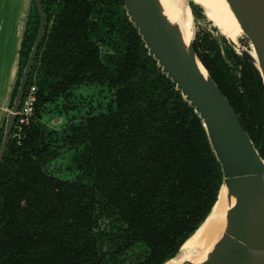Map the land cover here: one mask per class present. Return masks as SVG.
Returning a JSON list of instances; mask_svg holds the SVG:
<instances>
[{
    "label": "trees",
    "instance_id": "1",
    "mask_svg": "<svg viewBox=\"0 0 264 264\" xmlns=\"http://www.w3.org/2000/svg\"><path fill=\"white\" fill-rule=\"evenodd\" d=\"M40 3L45 33L25 89L35 87L34 113L18 137L13 128L0 168V264H165L222 183L202 122L148 54L123 0ZM39 24L31 0L9 110ZM193 47L264 159L259 72L208 30ZM3 132L4 123L0 145Z\"/></svg>",
    "mask_w": 264,
    "mask_h": 264
},
{
    "label": "water",
    "instance_id": "2",
    "mask_svg": "<svg viewBox=\"0 0 264 264\" xmlns=\"http://www.w3.org/2000/svg\"><path fill=\"white\" fill-rule=\"evenodd\" d=\"M32 1L40 18L39 30L13 104L5 117L0 168L45 33L46 17L40 0ZM227 2L241 26L242 36L251 48L248 51L238 45L240 55L255 66L264 87V0ZM123 3L126 15L145 44L148 54L201 120L222 172V183L210 213L182 244L177 255L166 263L183 256L184 244L208 222L211 225V220L216 218L215 210L219 208L223 222L211 258L201 263L205 252L196 250L192 258L181 264H264V159L259 156L228 100L198 59L193 47L194 36L185 49L178 41L176 32L168 27L159 14L155 0H123ZM231 43L236 48L237 42ZM197 63L204 69L205 76L200 73ZM61 122V119H56L51 123L59 126Z\"/></svg>",
    "mask_w": 264,
    "mask_h": 264
},
{
    "label": "bare ground",
    "instance_id": "3",
    "mask_svg": "<svg viewBox=\"0 0 264 264\" xmlns=\"http://www.w3.org/2000/svg\"><path fill=\"white\" fill-rule=\"evenodd\" d=\"M158 6L159 14L165 23L173 32L181 45L187 49L192 39V14L186 5V0H155ZM203 8L205 16L213 22L221 34L235 42L238 37L242 36L241 26L236 16L228 4L227 0H188ZM175 34V33H174ZM255 57L254 52H251ZM200 73L205 76V71L197 63ZM216 218L208 222L205 227L199 230L194 237L190 238L183 247V256L180 259H174L166 264H181L188 260L196 250L205 252L201 263L207 262L211 258L212 250L219 240V230L223 220L221 219V210L216 208Z\"/></svg>",
    "mask_w": 264,
    "mask_h": 264
},
{
    "label": "crops",
    "instance_id": "4",
    "mask_svg": "<svg viewBox=\"0 0 264 264\" xmlns=\"http://www.w3.org/2000/svg\"><path fill=\"white\" fill-rule=\"evenodd\" d=\"M20 1H21L20 2L21 9L15 17V21H14L15 26H13L12 24V29L9 28L10 25L7 26L8 22L2 16L4 14L0 13V49L7 47L10 41L13 40V38L17 40V43L15 45L16 51L14 53L13 59L11 60L7 74L5 75L4 71L0 69L1 71L0 77L3 71V77L1 78H4L3 79L4 91L2 94H0V126L3 123V120H5V117L8 113L10 96L12 93V89L16 80L17 70H18V52L31 3V0H20ZM0 12L2 11L0 10ZM0 54H2V51L0 52Z\"/></svg>",
    "mask_w": 264,
    "mask_h": 264
},
{
    "label": "rangeland",
    "instance_id": "5",
    "mask_svg": "<svg viewBox=\"0 0 264 264\" xmlns=\"http://www.w3.org/2000/svg\"><path fill=\"white\" fill-rule=\"evenodd\" d=\"M20 2H21L20 0H0V10L2 11L0 13L4 14L2 16L8 22L7 26L10 25L9 26L10 29H12V24H13V26H15L14 25L15 17L21 9ZM189 2H191V1L186 0L187 5L189 4ZM204 15H205V13H204ZM13 18H14V20H13ZM205 18H206L205 20H201V19L194 20V19H192L193 36L195 37V34L201 30H208L211 33H213L214 36H216V35L223 36L221 34L220 30L213 25V22L210 21L206 16H205ZM25 25H26V23H25ZM223 37H225V36H223ZM226 40L228 42H231V40H229L228 38H226ZM235 42H237L235 49H236L238 54H240V50L238 48V45L239 46L241 45L244 48L248 49V51H251L249 42L247 41V39L245 37L240 36V37H238V39ZM16 43H17V40L15 38H13V40L10 41V43L8 44L7 47L0 49V52L2 51V54H0V69L4 71L5 75L7 74L11 60L13 59L14 53L16 51V46H15ZM1 62H2V64H1ZM3 71H2L1 77H3ZM1 77H0V94H2L4 91V83H3L4 78H1ZM8 111H9V106H8ZM3 123H4V120H3ZM3 123L0 126V130L2 128Z\"/></svg>",
    "mask_w": 264,
    "mask_h": 264
},
{
    "label": "built area",
    "instance_id": "6",
    "mask_svg": "<svg viewBox=\"0 0 264 264\" xmlns=\"http://www.w3.org/2000/svg\"><path fill=\"white\" fill-rule=\"evenodd\" d=\"M36 90L35 87H30L27 92H24V96L21 101L19 111L17 113L16 121L14 124L15 130L14 137L20 135L23 126L27 125L31 116L34 113V104L36 102ZM13 127V128H14Z\"/></svg>",
    "mask_w": 264,
    "mask_h": 264
}]
</instances>
